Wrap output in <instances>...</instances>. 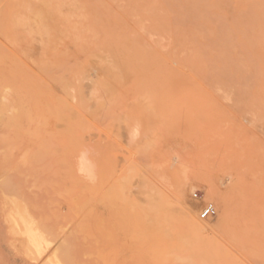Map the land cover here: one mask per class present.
<instances>
[{"label": "rangeland", "instance_id": "obj_1", "mask_svg": "<svg viewBox=\"0 0 264 264\" xmlns=\"http://www.w3.org/2000/svg\"><path fill=\"white\" fill-rule=\"evenodd\" d=\"M261 11L0 0V264H264Z\"/></svg>", "mask_w": 264, "mask_h": 264}, {"label": "bare ground", "instance_id": "obj_2", "mask_svg": "<svg viewBox=\"0 0 264 264\" xmlns=\"http://www.w3.org/2000/svg\"><path fill=\"white\" fill-rule=\"evenodd\" d=\"M73 1V0H72ZM181 2V1H180ZM22 4H23V2H22ZM28 4V3H27ZM219 4V3H218ZM221 4V3H220ZM214 5H216V3L214 4ZM28 6H29V4L27 5V7L26 8H28ZM221 6V5H220ZM7 7H8V5H7ZM202 7V6H201ZM217 8H218V5L216 6ZM185 8V7H184ZM212 8V7H211ZM255 9V8H254ZM16 10V9H15ZM18 10V9H17ZM256 10H257V8H256ZM258 10H260V9H258ZM32 11V10H31ZM206 11H207V9H206ZM185 12V11H184ZM200 12V11H199ZM241 12V11H240ZM187 14V13H186ZM257 14V13H256ZM255 14V15H256ZM264 13H263V11H261V15H263ZM213 15V14H212ZM187 17H189V16H187ZM257 17V16H256ZM260 17V16H259ZM263 17V16H262ZM21 18V17H20ZM36 18V17H35ZM185 18V17H184ZM264 18V17H263ZM212 19V18H211ZM218 19V17H216V20ZM222 19V18H221ZM22 20V19H21ZM27 20H29V19H27ZM185 20H187V18L185 19ZM215 19L214 20H211V21H216ZM223 20V19H222ZM34 21V20H33ZM262 21V20H261ZM205 22V21H204ZM214 22H212V24L214 25ZM217 22V21H216ZM263 22V21H262ZM36 23V22H35ZM219 24V23H218ZM0 25H2V22L0 23ZM222 26V25H221ZM220 26V24H219V27H221ZM217 27H218V25H217ZM221 29V28H220ZM224 29H225V27H224ZM220 31V30H219ZM219 31H218V34H220L219 33ZM222 33V32H221ZM222 34H224V33H222ZM218 36V35H217ZM39 62V61H38ZM40 63H43V62H40ZM45 64V63H44ZM44 69V68H43ZM70 85V84H69ZM80 94V93H79ZM18 95V94H17ZM22 95V94H21ZM27 95V94H26ZM59 103V102H58ZM23 107V106H22ZM73 110V109H72ZM24 111V110H23ZM68 111H70V110H68ZM74 112V111H73ZM20 114H21V112H20ZM77 114V113H76ZM75 114V115H76ZM66 117V116H65ZM72 118H74V117H72ZM19 119V118H18ZM16 125V124H15ZM17 126H18V124H17ZM84 170V169H83ZM86 171V170H85ZM209 190V189H208ZM211 191H213V190H211ZM211 191H209V193L211 192ZM214 192V191H213ZM211 195V194H210ZM213 195H214V197H216L217 199H218V201L221 203V207H220V213H219V215H218V217H219V219H220V221H225L226 220V218H227V210H229V209H227L228 207L227 206H225V199H224V196H219L218 194H215V193H213ZM218 195V196H217ZM15 199H17V200H19L18 198H15ZM211 199H213V198H211ZM21 201H23V200H20V202ZM14 202V201H13ZM9 204H12V200H11V203L10 202H8ZM21 203H23V202H21ZM24 205H26V203H23ZM23 204H17V202H16V204L15 203H13L12 205H10L11 207V211H13L14 212V214H15V217H11V219L14 221V223H15V225H17V227H19V229H21L24 233H25V235H26V237H27V239H28V242H29V244L36 250V252H40V248H41V245H42V238H41V235L38 233V231H37V229H36V227H35V225H34V223L31 221V220H29V217L28 218H26L24 215H25V213H24V210L26 209V211H27V205H26V208H25V206L23 205ZM8 207V206H7ZM6 208V207H5ZM185 208H186V206H185ZM9 209V208H8ZM10 210V209H9ZM11 211H9L10 213H11ZM186 211V210H185ZM190 211V210H189ZM191 213V212H190ZM192 214V213H191ZM183 215H185V214H183ZM28 216V215H27ZM191 216V215H190ZM190 220H192L191 218H190ZM35 221V220H34ZM187 223H188V221H186ZM195 222V221H194ZM197 222V221H196ZM226 222V221H225ZM188 224H190V223H188ZM194 225V224H193ZM195 225H196V227H198V229H202L201 227V225H200V223H195ZM204 225V224H203ZM192 227V226H191ZM193 229H195V228H193ZM197 229V228H196ZM16 231V230H15ZM18 231H20V230H18ZM22 231H20V232H22ZM17 232V231H16ZM15 232V233H16ZM202 232V231H201ZM197 233V232H196ZM196 235V234H195ZM194 236V235H193ZM234 239V238H233ZM47 241V240H46ZM238 242H240V241H238ZM238 242H236V243H238ZM245 242V241H244ZM27 243V242H26ZM183 243V242H182ZM184 243H185V240H184ZM28 244H26V246H27ZM186 245H188V247H189V244H188V241H187V243H186ZM239 245V244H238ZM248 245V244H247ZM241 247V246H240ZM247 247V246H246ZM231 248V247H230ZM27 249H29V248H27ZM29 251V250H28ZM30 251H31V249H30ZM235 251V250H234ZM53 252H55V251H53ZM34 253H32V255H33ZM187 254H188V252H187ZM52 255V254H51ZM186 257H188V256H186ZM35 260V259H34ZM33 260V261H34ZM189 260H191V259H189ZM36 261V260H35ZM227 263V262H226ZM228 264V263H227Z\"/></svg>", "mask_w": 264, "mask_h": 264}, {"label": "built area", "instance_id": "obj_3", "mask_svg": "<svg viewBox=\"0 0 264 264\" xmlns=\"http://www.w3.org/2000/svg\"><path fill=\"white\" fill-rule=\"evenodd\" d=\"M194 198H198V193H194ZM216 214V210L211 203H206L199 212L200 219H209Z\"/></svg>", "mask_w": 264, "mask_h": 264}]
</instances>
